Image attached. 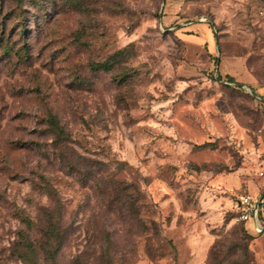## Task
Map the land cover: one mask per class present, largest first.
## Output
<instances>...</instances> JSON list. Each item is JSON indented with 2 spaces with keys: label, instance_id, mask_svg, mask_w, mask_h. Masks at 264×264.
Here are the masks:
<instances>
[{
  "label": "rangeland",
  "instance_id": "obj_1",
  "mask_svg": "<svg viewBox=\"0 0 264 264\" xmlns=\"http://www.w3.org/2000/svg\"><path fill=\"white\" fill-rule=\"evenodd\" d=\"M169 1L0 0V264H264V0Z\"/></svg>",
  "mask_w": 264,
  "mask_h": 264
},
{
  "label": "built area",
  "instance_id": "obj_2",
  "mask_svg": "<svg viewBox=\"0 0 264 264\" xmlns=\"http://www.w3.org/2000/svg\"><path fill=\"white\" fill-rule=\"evenodd\" d=\"M230 83H233L230 81ZM243 88L252 89L246 84ZM253 159L256 163V175L258 188L256 192L250 190L240 194L236 201L237 218L242 222L253 220L259 230L264 228V146L254 151Z\"/></svg>",
  "mask_w": 264,
  "mask_h": 264
},
{
  "label": "crops",
  "instance_id": "obj_3",
  "mask_svg": "<svg viewBox=\"0 0 264 264\" xmlns=\"http://www.w3.org/2000/svg\"><path fill=\"white\" fill-rule=\"evenodd\" d=\"M167 6V10L169 11V15L165 16L166 21H170L174 18V14H177L179 11L184 12H193L195 7L202 6L201 0H170ZM177 16V15H176ZM176 27H180L182 31L184 30L186 32V36L189 37L191 40H194V43L202 44V43H208V46L210 48V52L214 51L212 39H213V33L208 32V23L205 21L200 20H193L188 21L186 23L179 22V26L176 25ZM252 162L254 163L256 167L255 160L252 157ZM231 177L227 178V180H231ZM258 181V180H257ZM256 186V184H255ZM258 186V185H257ZM246 229L249 233L253 235H262V231H264V228L259 230L253 220H249L247 222H244Z\"/></svg>",
  "mask_w": 264,
  "mask_h": 264
},
{
  "label": "trees",
  "instance_id": "obj_4",
  "mask_svg": "<svg viewBox=\"0 0 264 264\" xmlns=\"http://www.w3.org/2000/svg\"><path fill=\"white\" fill-rule=\"evenodd\" d=\"M228 80L233 82V81H234V78H233L232 76H229V79H228ZM258 149H259V148H258ZM24 217H25V216H24ZM24 221H25V222H30L29 217H25V218H24ZM20 231H21V230H20ZM20 233H22V231H21ZM22 241L25 243V245H29V242H27L28 239H27L26 236H23Z\"/></svg>",
  "mask_w": 264,
  "mask_h": 264
}]
</instances>
